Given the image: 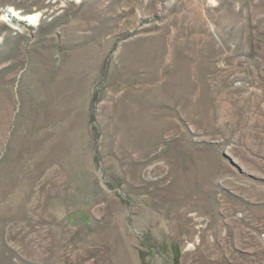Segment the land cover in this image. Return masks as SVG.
<instances>
[{
	"label": "rangeland",
	"instance_id": "rangeland-1",
	"mask_svg": "<svg viewBox=\"0 0 264 264\" xmlns=\"http://www.w3.org/2000/svg\"><path fill=\"white\" fill-rule=\"evenodd\" d=\"M0 39V264H264V0H0Z\"/></svg>",
	"mask_w": 264,
	"mask_h": 264
},
{
	"label": "bare ground",
	"instance_id": "bare-ground-1",
	"mask_svg": "<svg viewBox=\"0 0 264 264\" xmlns=\"http://www.w3.org/2000/svg\"><path fill=\"white\" fill-rule=\"evenodd\" d=\"M9 15H10V13H9ZM13 15H14V17H20L22 15V12L18 11L16 13V11H14ZM29 15H30V17H23L25 19V21H30V22L34 21V22H37V24H38L39 21L42 20V14L41 13L34 12V13H30ZM0 41H1V39H0ZM189 247L193 248V245H190Z\"/></svg>",
	"mask_w": 264,
	"mask_h": 264
}]
</instances>
